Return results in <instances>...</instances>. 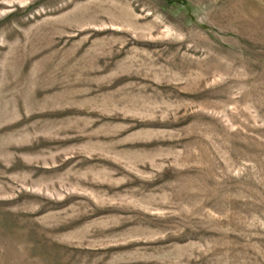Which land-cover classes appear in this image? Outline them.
Wrapping results in <instances>:
<instances>
[{"label": "rangeland", "instance_id": "374dc122", "mask_svg": "<svg viewBox=\"0 0 264 264\" xmlns=\"http://www.w3.org/2000/svg\"><path fill=\"white\" fill-rule=\"evenodd\" d=\"M0 264H264V0H0Z\"/></svg>", "mask_w": 264, "mask_h": 264}]
</instances>
